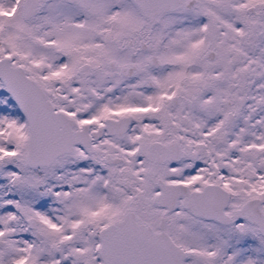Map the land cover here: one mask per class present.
I'll return each instance as SVG.
<instances>
[{
    "label": "snow or ice",
    "instance_id": "snow-or-ice-1",
    "mask_svg": "<svg viewBox=\"0 0 264 264\" xmlns=\"http://www.w3.org/2000/svg\"><path fill=\"white\" fill-rule=\"evenodd\" d=\"M0 264H264V0H0Z\"/></svg>",
    "mask_w": 264,
    "mask_h": 264
}]
</instances>
